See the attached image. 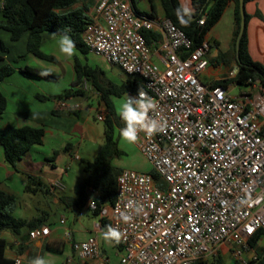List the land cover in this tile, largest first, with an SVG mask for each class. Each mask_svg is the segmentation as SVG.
Listing matches in <instances>:
<instances>
[{"label": "built area", "instance_id": "2783aa9c", "mask_svg": "<svg viewBox=\"0 0 264 264\" xmlns=\"http://www.w3.org/2000/svg\"><path fill=\"white\" fill-rule=\"evenodd\" d=\"M89 17L81 33L88 51L137 75L157 104L149 115L167 123L165 133L141 132L136 143L153 173L121 169L113 203L86 202L106 219L104 231L111 225L123 233L117 264H214L223 246L234 264L256 259L245 255L252 239L264 234V87L248 79L247 88L232 96L231 85L238 83H203L208 40L194 46L170 18L139 13L131 0H95ZM147 31L161 35V67L152 60ZM128 95L137 96L138 89L127 90L124 100ZM96 118L103 121L104 113ZM49 230L32 228L28 238L46 237ZM63 237L80 258L100 256L96 235L74 240L64 227Z\"/></svg>", "mask_w": 264, "mask_h": 264}, {"label": "crops", "instance_id": "0c3cea01", "mask_svg": "<svg viewBox=\"0 0 264 264\" xmlns=\"http://www.w3.org/2000/svg\"><path fill=\"white\" fill-rule=\"evenodd\" d=\"M144 1L145 5L140 9L132 0L136 10L152 12L153 16L157 17L163 16L158 0L152 1L153 8H151L148 0ZM182 5L191 8V1L184 0ZM92 9L90 6L88 7L86 11L88 16L91 14ZM244 11L249 15L245 26L248 53L254 61L264 65V0H247L244 3ZM233 30L234 4L228 2L218 21L204 36V39L208 40L210 45L207 52L208 65L199 75L203 83L209 84L223 79L237 68L236 55L231 49ZM3 31L0 29V32ZM4 32V34L0 33V40L7 50H0V65L8 63L14 66L16 70L4 77L0 82V91L6 98L5 110L0 115V126L6 124L14 127L42 125L44 135L42 142L32 145L27 153L16 163L15 167L5 160L3 148L0 144V189L15 196L16 199L12 209L14 217L27 220L40 217L41 224L48 225L50 229L46 237L39 239H30L26 235L23 238L17 237L5 230L0 232V236L6 240L4 254L11 259L19 258L20 264H30V261L37 256L45 258L48 264H117L118 251L116 244L107 243L103 240L101 236L104 229L100 226L101 217L86 207L88 200L97 197L96 191L93 189L89 190L88 198L80 209L73 205H67L60 199V197L64 196H74V188L83 178L79 181L77 180L71 187L63 180V177H68L67 169L71 168L74 162H81L84 165V162L89 160L84 158L83 153H80L82 142L84 140L95 141L98 137L101 138V143L103 141V131L101 136H99L97 128L82 114L94 108L99 113L103 112L105 117L107 114L105 106L99 101L98 94L96 93L97 95H95L91 92L85 99L80 98L77 101L71 100L76 96L57 99L55 96L61 93L46 92V85H44L46 83L43 82L54 77L19 73L17 68L22 66L29 67L25 62L20 64V62L16 61V59L21 57L23 51L22 47L18 49L17 43L21 42L19 45L23 46L24 44L25 47L26 35L24 34L16 41H11L9 33ZM152 32L158 36L157 39L152 40L148 44L152 58H155L159 63L158 55L160 52L157 49V44L161 39V35L157 31ZM45 36L49 35L43 32L41 50ZM26 53L32 55L31 53ZM34 58L38 57L34 56ZM31 62L38 64L35 59H32ZM73 63L74 59L72 65ZM124 79L126 78H120L118 81L112 80V82L119 84ZM38 95L48 98H39ZM115 97L119 96H111L114 110L112 118H115L118 126L120 123H123L124 126V122H121L122 120L116 112ZM74 102H78L80 105L79 109H72ZM68 110H76L77 114H67L66 111ZM55 152L56 154H54ZM28 175L39 179L43 185L35 187L32 191H25L24 185ZM52 211L59 212L58 221L46 224L45 219ZM60 218L65 220L63 225L59 222ZM64 227H67L72 232L74 240H82L89 235H96L100 245V256L80 258L71 248L70 243L64 239ZM263 246L264 234L259 237L252 250L246 253L245 258L249 259L253 253L259 256ZM223 248L224 246L221 249L222 259L224 255L229 254L224 252ZM108 249L113 251V259L109 257ZM230 262L234 264L232 257Z\"/></svg>", "mask_w": 264, "mask_h": 264}, {"label": "trees", "instance_id": "16d2710c", "mask_svg": "<svg viewBox=\"0 0 264 264\" xmlns=\"http://www.w3.org/2000/svg\"><path fill=\"white\" fill-rule=\"evenodd\" d=\"M94 0H0V29L9 33L11 41L18 40L24 34L25 51L32 55L54 60L52 55L41 50L43 32L55 34H68L76 44V49L82 53L88 52V47L82 41L81 33L90 17L86 11ZM132 1V0H131ZM151 8L154 7L153 0H148ZM163 12V16L168 17L172 22L180 27L192 40L193 45H198L210 28L218 21L223 9L228 2L234 4V30L231 41V49L236 55L235 40L239 30L240 12L239 0H190L193 16L188 26H182L177 17L176 9L180 8L178 0H158ZM247 0H244V3ZM79 3V4H78ZM133 3V2H132ZM78 4V5H76ZM76 5V6H75ZM134 5V4H133ZM136 9V8H135ZM137 12L153 16L152 12ZM204 16V23L198 24V20ZM249 15L244 11L245 26ZM147 43L157 39V34L152 31L144 33ZM0 50L7 48L0 40ZM237 70L233 77L223 78L212 82V85L226 86L230 82L246 84L248 79L258 80L264 87V65L254 61L247 50L246 27L239 40V49L236 55ZM74 79L72 86L64 92L55 96L57 99L80 96L86 98L84 91L77 88L83 80L88 81L90 88L98 94V99L105 106L107 112L103 124V141L98 145L95 156L92 160L84 162L83 178L74 188V196L60 197L65 204L75 206L80 209L88 198L89 190L93 189L97 193L94 198L97 206L111 204L115 199L116 177L121 169L112 164V158L119 156L122 151L118 149L114 138V125L118 122L112 118L114 114L111 96H121L129 89L135 91L142 87V84L135 78L124 79L119 84L112 82L105 77L103 71L97 66L81 64L77 59L73 63ZM15 67L6 63L0 65V82L4 77L15 71ZM19 73L24 75H41L30 67L22 66L17 68ZM38 73V74H36ZM49 73V72H48ZM53 77L50 73L47 75ZM39 98H48L38 95ZM6 107V98L0 91V115ZM56 112V111H53ZM67 114L76 115V110H68ZM44 135L43 126L23 125L14 127L6 124L0 126V144L3 148L5 160L13 167L27 153L32 145L40 144ZM56 154V152L54 153ZM43 183L31 176H27L24 185L25 191H32L35 187ZM15 196L0 189V232L9 231L14 236H28L32 228L42 226L40 217L33 219L17 218L11 214L15 203ZM97 215V210L94 211ZM107 221L100 218V226L104 229ZM21 235V236H20ZM261 235H257L251 241L253 246ZM21 238V239H22ZM6 240L0 236V264H14V259L8 258L4 254ZM214 264H224L221 257L216 259ZM247 264H264V246L256 259L250 260Z\"/></svg>", "mask_w": 264, "mask_h": 264}, {"label": "rangeland", "instance_id": "374dc122", "mask_svg": "<svg viewBox=\"0 0 264 264\" xmlns=\"http://www.w3.org/2000/svg\"><path fill=\"white\" fill-rule=\"evenodd\" d=\"M178 1H179L180 6L182 7L184 0H178ZM134 3L140 9H142L143 6L145 5L144 0H134ZM94 4H95V0L91 4H89V6L93 8ZM0 33L4 34L5 32L3 31ZM46 35H49V36L44 37V43H43L42 50L47 54L53 55L54 60L34 58V56L30 54L28 55L26 53L24 44L23 46L22 45L20 46L19 43L21 42H18L17 43L18 45L16 44L18 49L22 47L23 51L21 53V57L16 59V61L20 62V64H22L23 62L27 63L28 66L32 68L33 70H35L36 72H42V71L49 72L54 78L43 81L46 83L44 85H46L45 89H46V92L48 93H62L64 92L65 89H68L72 86V81L74 79L73 78L74 72H73V65H72L73 59H77L81 64H88L89 66L99 67L103 71L105 77L111 81L112 80L118 81L120 78L125 77L126 79L135 78L138 82H141V79L137 75L125 74L118 66L108 63L103 57L96 55L90 51H88L87 53H82L76 49V53L74 56L67 57L66 55L62 54L59 51L58 41L62 35L55 34L52 32L50 33L46 32ZM32 59H35L38 64L32 63L31 62ZM152 60L159 67H161L155 58H152ZM77 88L83 90L86 96L90 92L92 94L97 95L96 94L97 92L94 89L90 88L88 81L83 80L81 84L79 85V87ZM246 88L247 86L245 84L242 86L232 84L230 88V94L232 96H237L241 90H244ZM82 99H85V98H82ZM122 101H124L123 95L114 98L116 107H117V104ZM72 109H76V108H72ZM96 112H98L97 114H99V111H96L93 108V109L83 112L82 115L86 116L89 119L90 123H92V125H94L97 128L99 136H101L103 128H104V124H103V121L101 122L96 118ZM113 119L115 120V118ZM122 126H123V123H120L119 126L114 125L113 127L114 129L113 133H114V138L117 142V147L118 149L122 151V153L119 156L112 158V164L116 168H119V169H131V170H136V171H141V172L153 173L150 162L143 156V154L140 152L137 145L136 144L131 145V144L121 141L119 137V132ZM100 143H101L100 137L96 138L95 141L94 140L92 141L84 140L80 147V153L84 154L83 155L84 158H88L89 160H92L95 156L96 149ZM82 166H83V163L74 162L71 168L67 169L68 177H63V180L69 187H71V185H73L74 183L77 182V180L79 181L83 177ZM11 214L15 216L12 211H11ZM58 216H59L58 211L50 212L47 215V218L45 219L46 224H52V222L58 221ZM108 254L110 258L112 259L114 258L113 256L114 253L113 251H111V249H108ZM222 260L224 264H231L230 254L224 255Z\"/></svg>", "mask_w": 264, "mask_h": 264}, {"label": "clouds", "instance_id": "9594fccd", "mask_svg": "<svg viewBox=\"0 0 264 264\" xmlns=\"http://www.w3.org/2000/svg\"><path fill=\"white\" fill-rule=\"evenodd\" d=\"M176 17L182 26H188L192 20L193 9L188 6H182L176 9ZM59 51L67 57H72L76 53L75 41L68 35L64 34L59 38ZM235 71L233 75H235ZM47 71H42V76H47ZM157 108L156 101L148 96L140 87L137 96H129L126 100L119 102L116 107V112L119 118L124 122V127L120 129L119 137L122 142L134 145L138 142L139 134L143 132L146 137H152L158 133L167 131L166 121H160L152 118L149 113L154 112ZM134 205L133 201H129V207ZM137 212L141 209L137 208ZM124 222H130L131 217L122 213ZM249 233L253 231L248 229ZM123 233L111 225L107 226L103 232L102 238L107 243L119 244L122 240ZM30 264H48L45 258L37 256L30 261Z\"/></svg>", "mask_w": 264, "mask_h": 264}, {"label": "water", "instance_id": "95a60500", "mask_svg": "<svg viewBox=\"0 0 264 264\" xmlns=\"http://www.w3.org/2000/svg\"><path fill=\"white\" fill-rule=\"evenodd\" d=\"M239 12H240V24H239V30L236 36V40H235V50H236V55L238 53V49H239V40L241 38V35L243 33L244 27H245V20H244V0H239ZM239 86H241V84H238ZM81 97L80 96H76L74 97L73 101H77L79 100Z\"/></svg>", "mask_w": 264, "mask_h": 264}]
</instances>
